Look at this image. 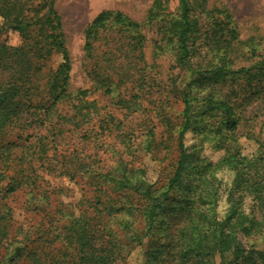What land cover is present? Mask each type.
<instances>
[{"label":"rangeland","instance_id":"374dc122","mask_svg":"<svg viewBox=\"0 0 264 264\" xmlns=\"http://www.w3.org/2000/svg\"><path fill=\"white\" fill-rule=\"evenodd\" d=\"M154 1L55 0L71 59L69 96L57 104L61 118L41 122L34 114L28 117L32 124L23 130L28 142L43 137L48 143L44 164L33 162L36 175L32 165L27 170L34 182L1 198L9 178L20 179L22 172L17 158H9L6 166L0 161V172L6 174L0 182V264H75L79 245L74 236L79 224L84 225L90 240L88 252L101 254L100 248H109L107 264H264V232L238 234L246 249L242 257L219 252L208 238L199 257L191 255L182 260L177 242L190 212H168L145 233L143 198L129 190L114 191L103 180L123 162L128 170L155 187L165 183L178 155L183 88L196 97L194 115L202 126L201 132L189 130L184 137L199 172L193 171L183 187L172 192L170 202L174 206L185 207L183 198L191 195L188 186L194 188L205 173L203 163L216 162L225 149L235 147L248 156H264V0H206L205 8L211 17L197 11L201 37L186 65L176 63L171 51L156 49L155 42H160L159 23L149 19ZM162 5V12H175L176 0H162ZM106 9L121 11L139 22L145 39L139 45L123 27L110 21L99 30L92 56H88L84 30L97 13ZM218 10L229 12L233 23H226ZM214 20L221 21L222 31ZM231 25L238 32L236 39L226 31ZM214 36L221 41L215 42ZM225 42H230L226 52L231 68L244 67L249 72L210 79L208 70L219 64L217 57L225 52ZM0 43L15 46L21 43V37L13 30L2 31ZM40 59L35 62L41 67L35 72L34 84L38 98L47 100V79L62 61V55L54 50ZM96 74L108 76L109 92L104 87L94 89ZM7 80L8 74L0 69V82ZM82 89H88L85 96L79 94ZM208 98L233 105L236 126L231 130L222 127V136L216 133L215 137V131L224 114L219 109L203 111ZM83 101L94 103L89 115L75 113L74 106ZM135 102V109L127 107ZM1 135L0 141L6 142L16 139L17 133L7 131ZM17 141L24 144L23 138ZM18 155L19 149L11 156ZM216 175L220 195L216 215L220 217L227 206L233 173L223 167ZM238 194L234 192L236 197ZM194 198L197 200L196 195ZM242 205L247 212L254 209L251 195L243 197ZM192 206L199 210L194 218H202L209 211V206L198 201ZM16 248L19 253L11 255Z\"/></svg>","mask_w":264,"mask_h":264},{"label":"trees","instance_id":"16d2710c","mask_svg":"<svg viewBox=\"0 0 264 264\" xmlns=\"http://www.w3.org/2000/svg\"><path fill=\"white\" fill-rule=\"evenodd\" d=\"M54 2L55 0H0V32L13 30L21 37V43L15 46L0 43V69L8 74V80L0 82V136L7 131H16L17 133L14 140L0 141V161L6 166L9 163V158H17L19 170L22 172L20 179L9 178V183L1 198L19 187L35 181V178L27 173L31 165L33 167L31 171L35 172L34 160L44 164L43 153H46L48 143L43 141V137L28 142V134L23 135L24 128L32 124L28 117L34 114L39 117L41 122H51L55 117L61 118L62 115L58 111L57 104L69 96L67 85L71 59L65 44L61 17L55 9ZM205 4L206 0H176L175 12H162L164 8L162 0H155L149 10V19L157 20L159 23L160 42H155L156 49L171 51L175 62L179 65L188 64L195 50L197 39L201 37L200 17L197 11L207 13L206 15L211 17ZM218 11L224 14L226 23H233L232 15L229 12ZM110 21L123 27L122 29L128 32L132 38L137 39L139 45L145 39L141 33V25L136 20L118 10H101L84 30V50L88 56H92L93 42L96 40L99 30L106 27ZM214 22L219 31L224 29L220 25L221 21L214 20ZM226 31L232 39L237 38L238 32L234 25H231ZM213 39L215 42L221 41L215 36ZM224 45L225 52L217 57L219 64H215L212 69L208 70L211 75L207 77L220 79L234 73H248L249 70L244 67L231 68V61L226 52V47L230 45V42H225ZM54 50L61 53L62 61L55 70H51L48 76L49 97L45 100L36 95L37 87L34 84V75L41 64L36 66L35 62L36 59L51 54ZM41 63L43 64V62ZM108 81V76L103 78L96 74L92 85L96 90L104 87L109 92L110 83ZM87 93L88 89L79 91L82 96ZM180 97L182 110L177 130L178 155L173 170L167 176L165 183L157 188L146 178L135 174L133 170H128L123 162L117 164L115 173L105 174L103 180L110 183L114 191L129 190L143 198L145 206L142 213L145 233L150 232L159 217L168 212L175 209L176 211L180 209L186 213L190 212L186 216L188 223L180 230L179 242H177L182 260H188L191 255L199 257L205 251L203 244L207 242L208 238L211 239L212 247L219 252H230L234 257H242L246 249L241 245L238 234L248 236L254 232H264V156H248L235 147L225 149L222 157L216 162L206 160L203 163L202 169L205 170V173L199 178V183L194 188L188 186L187 189L191 195L184 196L185 207L174 206L170 202L172 192L183 187L184 180L193 171L199 172L198 164H193V153H189L184 144V137L189 130L201 132L202 128L198 124L199 119L194 115L197 110L194 108L193 100L196 97L191 96L185 88L180 91ZM205 103L203 111L219 109L224 114L221 126L215 131V137L216 133L222 136V127H228L231 130L236 126L237 120L233 105L229 101L208 98ZM136 106L135 102L133 106L127 107L135 109ZM94 107L93 102L83 101L79 105H75L74 109L78 115H89L90 109ZM83 109H86L87 112L84 113ZM148 133L150 137L153 136L151 129L148 130ZM20 138H23L24 144L17 141ZM232 141L235 143L236 140ZM147 145H150V142ZM17 149H19V155L12 157V153ZM223 167L232 171L233 180L232 187L227 194L226 209L222 216L218 217L216 206H218L220 195L216 172ZM5 177L6 174L0 172V182ZM1 191L0 188V193ZM234 192H239L237 197ZM192 193L197 196V200ZM245 195H251L254 201V209L250 212H247L242 205ZM195 201L203 206H209V211L204 212L202 218L193 217V214L199 211L192 206ZM126 226L130 225L126 222ZM74 241L79 245V257L75 264H98L99 262L107 264L111 255L109 248H100L101 254L95 251L90 253L86 250L87 246L90 247V240L84 225L79 224ZM17 253H19V248H16L11 255ZM9 260L12 261L13 256H10Z\"/></svg>","mask_w":264,"mask_h":264}]
</instances>
